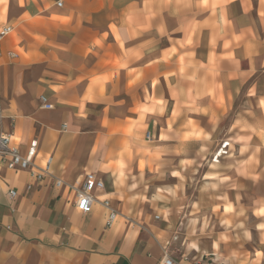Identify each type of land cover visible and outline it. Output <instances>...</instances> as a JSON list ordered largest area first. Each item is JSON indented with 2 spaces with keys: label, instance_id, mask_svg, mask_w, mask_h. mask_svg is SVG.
Returning a JSON list of instances; mask_svg holds the SVG:
<instances>
[{
  "label": "crops",
  "instance_id": "obj_1",
  "mask_svg": "<svg viewBox=\"0 0 264 264\" xmlns=\"http://www.w3.org/2000/svg\"><path fill=\"white\" fill-rule=\"evenodd\" d=\"M3 25L0 131L64 183L0 164V264H264V0H0ZM87 173L111 226L73 205Z\"/></svg>",
  "mask_w": 264,
  "mask_h": 264
},
{
  "label": "built area",
  "instance_id": "obj_2",
  "mask_svg": "<svg viewBox=\"0 0 264 264\" xmlns=\"http://www.w3.org/2000/svg\"><path fill=\"white\" fill-rule=\"evenodd\" d=\"M63 0H56V5L61 6ZM12 31L11 25H3L0 28V42L6 36H8ZM9 55L14 56V53L9 52ZM42 105L45 108H51L52 105L46 101L44 96H41ZM229 142L227 140L222 141L220 145L216 148V151L211 157V162H218L219 158L226 154ZM39 149L38 140L32 138L24 153H21L17 146L13 143L12 135L9 133L0 131V164L5 165L8 169L15 171L27 170L31 176L35 179L37 183L45 184L52 181L53 185L56 187L61 186L64 181L61 178H53L50 172L51 157L44 159V162L39 167L35 166V158L37 157ZM66 186L74 191V207L81 213H89L95 202L101 203V205L106 209L105 224L106 226H111L117 218V210L110 206L107 199H99L93 194L94 189H100L104 186L103 181L96 178L93 174L87 173L84 179L76 185H70L65 183ZM30 184L27 188H30ZM9 197H14L16 195V190L9 189ZM157 217V216H155ZM163 257L159 264H176L173 258L169 254V249L164 248ZM195 264H211L207 261L204 263L197 262Z\"/></svg>",
  "mask_w": 264,
  "mask_h": 264
},
{
  "label": "rangeland",
  "instance_id": "obj_3",
  "mask_svg": "<svg viewBox=\"0 0 264 264\" xmlns=\"http://www.w3.org/2000/svg\"><path fill=\"white\" fill-rule=\"evenodd\" d=\"M54 18H58V19H60V17H58V16H53ZM15 32H14V30L12 29V31H11V33L10 34H14ZM9 34V35H10ZM229 140V139H228ZM229 142V141H228ZM231 145H229L228 144V146L226 147V149H227V152H226V154L227 153H233L234 151H235V145L233 144V140L231 141ZM220 145V144H219ZM229 148H231L230 149V151H229ZM216 151V147H215V149L214 150H212V153H211V155H210V162H211V157H212V155L214 154V152ZM229 151V152H228ZM208 154L209 153H207V156H208ZM226 154H223L220 158H219V160H218V162H212V163H219L220 162V159L224 156V155H226ZM220 227H216L217 229H219V230H221L220 232H221V237H223V239H231V237H232V235L234 234V233H236V226H230V224H229V222H224V223H221L220 225H219ZM203 260H206V257H204V259Z\"/></svg>",
  "mask_w": 264,
  "mask_h": 264
}]
</instances>
